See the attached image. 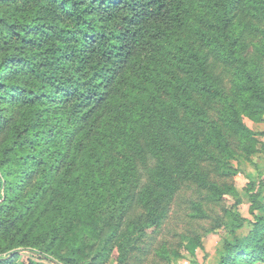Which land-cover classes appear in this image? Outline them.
Wrapping results in <instances>:
<instances>
[{
	"label": "trees",
	"instance_id": "16d2710c",
	"mask_svg": "<svg viewBox=\"0 0 264 264\" xmlns=\"http://www.w3.org/2000/svg\"><path fill=\"white\" fill-rule=\"evenodd\" d=\"M263 55L264 0H0V264L19 246L121 250L139 204L132 250L181 183L217 195L208 162L230 137L251 154L264 134L242 119L264 118ZM261 190L250 218L232 214L219 264H264Z\"/></svg>",
	"mask_w": 264,
	"mask_h": 264
},
{
	"label": "rangeland",
	"instance_id": "374dc122",
	"mask_svg": "<svg viewBox=\"0 0 264 264\" xmlns=\"http://www.w3.org/2000/svg\"><path fill=\"white\" fill-rule=\"evenodd\" d=\"M258 45L259 38L251 40L245 54L251 59L261 57ZM259 65L264 79V55ZM218 71L225 81L223 87L228 91L231 69L219 66ZM214 107L218 108L219 105L215 104ZM242 119L254 131H264V118L253 121L242 112ZM257 139V150L245 154L239 141L230 137L228 148L217 153L219 160L213 159L207 164L208 181L220 186L217 195L211 191L209 184L202 188L190 181L181 183L168 202L160 225L145 228L136 248L131 250L125 243V237L131 232L134 218L141 211L139 204L124 221L125 235L121 250L117 244L110 249V243L104 244L103 240L80 257L65 250H61L58 256L38 247L19 246L16 264H219L224 252L223 244L234 237L232 214L250 218L249 189L257 191L261 188L264 194V134H258ZM145 160L151 167L155 163L148 152H145ZM145 172L141 167L138 169L140 182L145 179ZM108 232L109 227L105 226L102 239ZM103 248L107 249L104 256L95 257L97 251Z\"/></svg>",
	"mask_w": 264,
	"mask_h": 264
}]
</instances>
